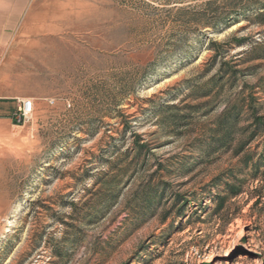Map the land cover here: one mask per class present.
<instances>
[{
  "label": "rangeland",
  "instance_id": "obj_1",
  "mask_svg": "<svg viewBox=\"0 0 264 264\" xmlns=\"http://www.w3.org/2000/svg\"><path fill=\"white\" fill-rule=\"evenodd\" d=\"M28 1L0 264H264V0Z\"/></svg>",
  "mask_w": 264,
  "mask_h": 264
},
{
  "label": "crops",
  "instance_id": "obj_2",
  "mask_svg": "<svg viewBox=\"0 0 264 264\" xmlns=\"http://www.w3.org/2000/svg\"><path fill=\"white\" fill-rule=\"evenodd\" d=\"M28 7V0H0V165L1 161L17 158L24 153L26 137L16 134L24 123L18 124L14 115L19 100L35 98L19 88L23 85L24 77L19 78L2 70L5 55L17 36Z\"/></svg>",
  "mask_w": 264,
  "mask_h": 264
},
{
  "label": "built area",
  "instance_id": "obj_3",
  "mask_svg": "<svg viewBox=\"0 0 264 264\" xmlns=\"http://www.w3.org/2000/svg\"><path fill=\"white\" fill-rule=\"evenodd\" d=\"M34 110V103L31 98L19 100V105L14 118L18 124H23L30 120Z\"/></svg>",
  "mask_w": 264,
  "mask_h": 264
},
{
  "label": "trees",
  "instance_id": "obj_4",
  "mask_svg": "<svg viewBox=\"0 0 264 264\" xmlns=\"http://www.w3.org/2000/svg\"><path fill=\"white\" fill-rule=\"evenodd\" d=\"M254 124L258 128L264 127V116H262L261 118H258V120H254Z\"/></svg>",
  "mask_w": 264,
  "mask_h": 264
},
{
  "label": "bare ground",
  "instance_id": "obj_5",
  "mask_svg": "<svg viewBox=\"0 0 264 264\" xmlns=\"http://www.w3.org/2000/svg\"><path fill=\"white\" fill-rule=\"evenodd\" d=\"M55 65V64H54Z\"/></svg>",
  "mask_w": 264,
  "mask_h": 264
}]
</instances>
